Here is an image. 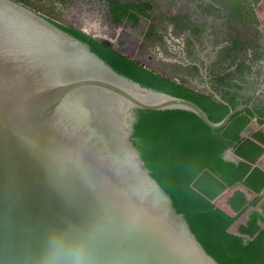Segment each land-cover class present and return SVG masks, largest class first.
Returning <instances> with one entry per match:
<instances>
[{
    "label": "water",
    "instance_id": "obj_1",
    "mask_svg": "<svg viewBox=\"0 0 264 264\" xmlns=\"http://www.w3.org/2000/svg\"><path fill=\"white\" fill-rule=\"evenodd\" d=\"M71 25L170 74L138 53V39L123 47ZM192 85L222 99L209 83ZM245 106L254 108L213 121L196 102L125 75L40 11L0 0V264H220L145 165L134 124L138 109H185L220 128ZM223 155L243 160L232 147Z\"/></svg>",
    "mask_w": 264,
    "mask_h": 264
},
{
    "label": "trees",
    "instance_id": "obj_2",
    "mask_svg": "<svg viewBox=\"0 0 264 264\" xmlns=\"http://www.w3.org/2000/svg\"><path fill=\"white\" fill-rule=\"evenodd\" d=\"M17 1L88 42L130 78L196 102L213 121L222 120L240 104H253V109L243 107L220 128L209 126L190 110L138 109L133 142L210 255L220 264H264V214L258 209L264 198V169L257 166L251 171L252 164L264 156V94L258 93L264 82L259 68L264 47L255 6L260 0H210L207 11L223 19L216 26L195 19L188 10L156 12L157 0H105L115 22L128 18L135 26L141 16L151 18L142 50L166 44L164 22L185 34L182 49L165 51L172 60L162 65L170 74L124 53L109 39L91 37L60 20L61 8L73 0ZM208 46L206 62L201 52ZM194 81L209 83L222 99L193 86ZM256 114L260 127L242 137ZM230 147L243 160L225 159Z\"/></svg>",
    "mask_w": 264,
    "mask_h": 264
},
{
    "label": "rangeland",
    "instance_id": "obj_3",
    "mask_svg": "<svg viewBox=\"0 0 264 264\" xmlns=\"http://www.w3.org/2000/svg\"><path fill=\"white\" fill-rule=\"evenodd\" d=\"M160 6L159 11H168L169 13H177L180 10L192 11L195 19L200 21H207L208 25L216 26L215 24L222 23V18H215L216 16L210 14L207 11V5L210 0H157ZM105 0H73L72 5L66 8H61L62 13L59 19L68 24H76L81 28L88 29L94 34L105 35L108 37H114L121 46L127 45L130 41L136 42L138 39V53L156 64H162L163 61H171L172 57L169 56L166 50H179L183 46H180V41L182 35L178 32L173 31L172 25L169 23H162L164 27V34L166 39V44L161 46L157 44L152 47L151 50H142V36L144 30L149 26L151 18L140 19L141 25H133L129 20L120 22H115L112 20L109 9L105 5ZM264 4V1L263 3ZM261 5V0L255 4L258 13L260 14L259 7ZM157 12L158 9H155ZM257 13V12H256ZM258 24L257 28L260 27ZM221 29V28H220ZM170 35V37H169ZM144 37V36H143ZM175 59V58H174ZM163 66V65H162Z\"/></svg>",
    "mask_w": 264,
    "mask_h": 264
},
{
    "label": "crops",
    "instance_id": "obj_4",
    "mask_svg": "<svg viewBox=\"0 0 264 264\" xmlns=\"http://www.w3.org/2000/svg\"><path fill=\"white\" fill-rule=\"evenodd\" d=\"M263 1L264 0H261V5L259 7V10L261 11L259 14L261 17V22H259V23H261V24H260V27L258 29L260 31V41L262 42L263 47H264V4H262ZM259 68H260V71L262 72V79L264 80V57L259 63ZM260 92H262L264 94V82H263L261 88L258 90V93H260ZM262 165L264 168V158L262 159Z\"/></svg>",
    "mask_w": 264,
    "mask_h": 264
},
{
    "label": "flooded vegetation",
    "instance_id": "obj_5",
    "mask_svg": "<svg viewBox=\"0 0 264 264\" xmlns=\"http://www.w3.org/2000/svg\"><path fill=\"white\" fill-rule=\"evenodd\" d=\"M159 3V2H158ZM158 11H159V9H158ZM111 14V13H110ZM111 16H112V14H111ZM257 16H258V19H259V22H261V17H260V15H259V13H257ZM112 20H113V16H112ZM114 21V20H113ZM121 23V22H120ZM138 25H141V21L138 23ZM258 26V25H257ZM172 27H173V25H172ZM146 30H147V28L144 30V33H143V36L145 37V33H146ZM144 37H143V40H142V43H143V41H144ZM185 35H182L181 36V39H179L178 41H182V40H184L185 38ZM211 47L210 46H208V48L205 50V51H203V52H201V56L202 57H204L205 59H206V57H205V52L208 50V49H210ZM152 48H150L149 50H151ZM187 61H188V59H186ZM206 62H209V60H207L206 59ZM203 71V70H202ZM205 72H206V70H204ZM203 73V72H202ZM204 74V73H203ZM204 76H205V74H204ZM206 76H207V72H206ZM205 76V77H206ZM207 78V77H206Z\"/></svg>",
    "mask_w": 264,
    "mask_h": 264
}]
</instances>
